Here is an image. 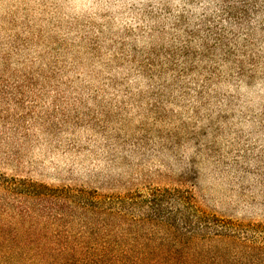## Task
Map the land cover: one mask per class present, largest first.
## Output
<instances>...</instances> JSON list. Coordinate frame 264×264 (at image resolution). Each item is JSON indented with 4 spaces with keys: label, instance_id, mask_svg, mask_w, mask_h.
<instances>
[{
    "label": "rangeland",
    "instance_id": "rangeland-1",
    "mask_svg": "<svg viewBox=\"0 0 264 264\" xmlns=\"http://www.w3.org/2000/svg\"><path fill=\"white\" fill-rule=\"evenodd\" d=\"M1 177L264 228V0H0Z\"/></svg>",
    "mask_w": 264,
    "mask_h": 264
},
{
    "label": "trees",
    "instance_id": "trees-1",
    "mask_svg": "<svg viewBox=\"0 0 264 264\" xmlns=\"http://www.w3.org/2000/svg\"><path fill=\"white\" fill-rule=\"evenodd\" d=\"M0 215L5 235L12 225L25 234L62 224L90 231L88 241L0 240V253L32 264H264V228L206 215L176 189L99 197L1 177Z\"/></svg>",
    "mask_w": 264,
    "mask_h": 264
}]
</instances>
